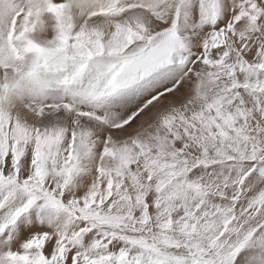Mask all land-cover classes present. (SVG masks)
<instances>
[{
  "label": "snow or ice",
  "instance_id": "snow-or-ice-1",
  "mask_svg": "<svg viewBox=\"0 0 264 264\" xmlns=\"http://www.w3.org/2000/svg\"><path fill=\"white\" fill-rule=\"evenodd\" d=\"M0 264H264V0H0Z\"/></svg>",
  "mask_w": 264,
  "mask_h": 264
}]
</instances>
